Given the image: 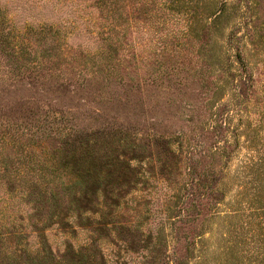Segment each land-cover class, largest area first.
<instances>
[{
    "label": "rangeland",
    "instance_id": "obj_1",
    "mask_svg": "<svg viewBox=\"0 0 264 264\" xmlns=\"http://www.w3.org/2000/svg\"><path fill=\"white\" fill-rule=\"evenodd\" d=\"M55 114L115 140L117 206H74ZM47 242L264 264V0H0V264Z\"/></svg>",
    "mask_w": 264,
    "mask_h": 264
},
{
    "label": "trees",
    "instance_id": "obj_2",
    "mask_svg": "<svg viewBox=\"0 0 264 264\" xmlns=\"http://www.w3.org/2000/svg\"><path fill=\"white\" fill-rule=\"evenodd\" d=\"M220 15V10H217L214 17L217 18ZM241 57V50H239L238 58H240V62H242ZM49 117V120H51L49 122L63 124V131L67 139L66 144L69 143L71 136L76 137L75 141L69 145V150H66V155L60 159L62 168L71 180L70 184L74 187L72 199L74 206L77 209H94V207L103 209L105 206H117V168L115 167V158H111L112 155L110 154L113 150L112 142L115 140L105 143L100 136L85 135L80 129L66 126L63 122L70 119L66 114H55ZM44 125L45 122H40L38 125L33 123L26 125V127L30 130L34 126L41 129V126ZM57 161L59 162V159ZM125 169L128 170L126 167H121L123 177L128 176ZM89 219L91 218L89 217ZM41 236H45L44 232ZM236 244H239V241L232 240L231 250ZM91 245L92 243H90V246L81 248L69 245L65 253L57 256L47 242L46 245H42L38 253L28 254L27 259H22L24 256L23 249H11L12 247H10L8 253L10 257L9 264H94L92 259L97 254L101 255L100 259L102 261L100 263L106 264L102 251L100 249L96 251Z\"/></svg>",
    "mask_w": 264,
    "mask_h": 264
}]
</instances>
